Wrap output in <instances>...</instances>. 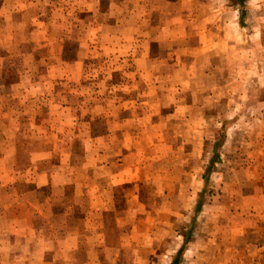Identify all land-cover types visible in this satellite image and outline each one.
Wrapping results in <instances>:
<instances>
[{
    "label": "crops",
    "instance_id": "0c3cea01",
    "mask_svg": "<svg viewBox=\"0 0 264 264\" xmlns=\"http://www.w3.org/2000/svg\"><path fill=\"white\" fill-rule=\"evenodd\" d=\"M185 9L181 1L176 12L164 13L172 25L163 27L150 22L144 0H0V243H8L0 245L6 251L0 258L22 240L37 242L41 256L47 252L38 264L81 251L83 264H103L110 229L154 226L161 208L190 217V197L206 193L209 171L208 124L187 97L189 82L198 53L219 49L203 41L191 48L185 26L174 20L190 17ZM7 63L21 67L16 79L5 80ZM100 65L105 70L97 71ZM91 70L105 88L70 105L58 101L61 81L82 84ZM56 95L39 111L40 100ZM29 137L37 146L27 155ZM19 158L27 162L22 170ZM251 186L240 205L231 194L216 201L225 202L219 208L231 218L264 225V186ZM177 194L181 206L175 208ZM39 195L56 223H37L46 218L32 202L39 203ZM197 201L200 210L205 203ZM126 212L129 223L121 219ZM77 215L80 231L70 226L60 233L57 226Z\"/></svg>",
    "mask_w": 264,
    "mask_h": 264
},
{
    "label": "rangeland",
    "instance_id": "374dc122",
    "mask_svg": "<svg viewBox=\"0 0 264 264\" xmlns=\"http://www.w3.org/2000/svg\"><path fill=\"white\" fill-rule=\"evenodd\" d=\"M144 1L153 14L150 22L163 27L171 26L172 22L171 18L162 15L165 13L169 16L176 12L182 1L183 8L192 11L189 12L191 15L174 20H180L185 26L191 48L199 47L200 41H203L207 47L217 44L219 50L215 52L221 53L217 55L214 50L204 54L198 53L199 58L194 59L198 64L192 65L195 77L189 82L190 94L187 96L195 107L202 109L208 124L205 129L208 143L205 169L209 171V176L203 180L206 193L197 197L191 195L190 217L187 220L185 216L181 217L182 210L169 211L168 208H161L158 211L157 224L154 226L126 225L123 227L124 232L119 233L111 229L107 231L109 249L102 262L246 264L244 261L247 257V264H264V225L253 226L248 221L241 223L238 219L228 216L227 210L219 208L225 202L219 204L216 201L219 196V199H226L231 194L240 205L248 186H264V0ZM188 3L190 8L186 7ZM81 20L84 25V17ZM43 53L41 52V57L44 58L46 54L44 51ZM20 68L7 63L3 67L5 80L16 79L21 73ZM102 68L101 65L98 66L97 71L101 72ZM125 71L128 74V70ZM99 72L92 73L91 70V77L82 84L61 81L59 90L62 94L58 101L70 105L75 103L76 99L82 100L87 91L105 88L107 83L101 82ZM116 80L117 76L114 75L113 81L110 82L114 88ZM70 91H73L72 94ZM54 98L57 99L58 95L40 100V103H37L40 105L39 111H45L48 102ZM20 134L22 138V133ZM30 137L28 139L33 146L24 145L28 148L27 155L37 146ZM21 155L25 157L22 151ZM26 164L25 160L19 158L17 167L22 170ZM213 173L220 175L214 177ZM17 186L22 188L21 184ZM23 187L26 188V185ZM143 196L148 204L149 193ZM38 197L39 203L37 199L32 202L36 211L42 210L46 218L39 217L37 223L41 226L42 223L47 224L48 220L56 223L53 217H48L49 212L44 211L47 206H42L45 202L42 195ZM180 197L182 196L179 194L175 195V208L181 206ZM197 199L205 203L200 210L197 209ZM53 211L60 214V208L57 206ZM143 212L140 211L142 215ZM238 214H241V210H238ZM121 219L129 223V214L126 212ZM66 222L67 225L57 226L60 233L69 230L70 226L80 231V215L71 217ZM45 230L48 232L47 227ZM120 237L123 239L117 242L116 247L115 241ZM6 244L8 243H0L1 248L4 249L2 245ZM69 246V243L65 244L66 249ZM9 249L13 250L11 256L0 258V264H38L47 253L41 256L37 242L22 240L12 242ZM184 250L186 251L183 252ZM5 252L1 250L0 253ZM83 252H77L72 259L56 257L58 259H51V264H83ZM50 253L53 256L60 254L56 250H51Z\"/></svg>",
    "mask_w": 264,
    "mask_h": 264
}]
</instances>
